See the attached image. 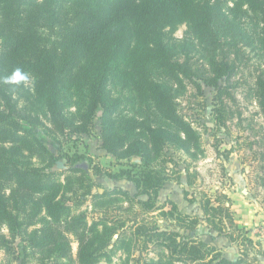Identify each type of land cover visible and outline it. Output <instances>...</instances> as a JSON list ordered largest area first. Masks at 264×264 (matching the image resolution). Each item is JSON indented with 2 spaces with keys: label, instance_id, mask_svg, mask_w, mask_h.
I'll return each instance as SVG.
<instances>
[{
  "label": "trees",
  "instance_id": "1",
  "mask_svg": "<svg viewBox=\"0 0 264 264\" xmlns=\"http://www.w3.org/2000/svg\"><path fill=\"white\" fill-rule=\"evenodd\" d=\"M233 2L0 0V226L10 234H0V248L14 254L13 242L20 240L25 257L34 255L40 264H101L118 227L90 224L72 212L57 177L63 170L52 168L57 155L38 135L44 129L53 139L69 130L90 136L98 114L102 148L121 165L110 176L133 182L137 192L94 194L88 184L84 194H122L145 213L163 209L158 201L169 179L167 151L193 158L203 153L178 99L190 84L202 93L203 85L225 79L214 95L221 121L246 50L264 57V0ZM180 24L187 25L183 38L173 35ZM17 70L25 79L10 82ZM254 89L264 116V63ZM62 157L80 174L82 187L89 176L83 156ZM202 207V218L180 213L179 227L192 232L205 220L237 240L240 230L228 206L203 200ZM153 223L137 224L133 235L143 248L154 245L168 254L136 264H256L249 255L231 260L197 236ZM72 237L79 244L76 259Z\"/></svg>",
  "mask_w": 264,
  "mask_h": 264
},
{
  "label": "rangeland",
  "instance_id": "2",
  "mask_svg": "<svg viewBox=\"0 0 264 264\" xmlns=\"http://www.w3.org/2000/svg\"><path fill=\"white\" fill-rule=\"evenodd\" d=\"M229 4L233 5V0H229ZM186 31L187 25L180 24L173 30V35L183 38ZM243 58L232 81V96L225 100L227 106L221 121L218 119L214 95L225 84V79L214 86L203 85L202 93L190 84L178 99L179 111L200 135L203 153L193 158L184 152L167 151L165 167L169 179L160 191L158 201L163 209L154 213L143 212L122 194L95 198L84 194V186L88 184L93 185L94 194L114 188L127 190L132 196L137 192L133 182L110 176V173L118 172L121 165L102 148L99 114L90 136L77 135L69 130L67 136L53 139L43 132L44 129H39L41 140L57 155L52 168L58 172L63 170L57 177L64 186L62 199L72 212L85 215L90 224L96 221L118 227L101 264H136L138 260L168 254L154 245L143 248L142 240L135 239L134 229L142 222H156L162 229L197 236L231 260L249 255L248 258L256 264H264V116L254 89L264 57L255 51L246 50ZM76 152L83 156L82 160L89 170L88 178L83 181L82 187L79 183V188L80 174L70 172L67 159L62 157L66 153ZM34 161L40 166L45 162L38 158ZM133 161L140 162V159L135 157ZM57 162H62L64 167H58ZM99 169L101 172L98 173ZM203 200H210L213 206L223 203L229 207L240 230L235 231L237 240L233 241L225 234L219 235L205 220L198 221L192 232L179 227L177 216L180 213L188 218L193 215H199L200 218L204 216ZM171 203L177 206L176 210ZM226 230L232 232L234 229ZM0 234L10 238L6 226H0ZM71 239L73 257L76 259L79 244L74 237ZM23 246L20 240L13 242L15 253L11 255L0 248V264H40L34 255L25 257ZM59 262L67 264L64 260ZM48 264L57 263L50 261ZM74 264H77V260Z\"/></svg>",
  "mask_w": 264,
  "mask_h": 264
},
{
  "label": "clouds",
  "instance_id": "3",
  "mask_svg": "<svg viewBox=\"0 0 264 264\" xmlns=\"http://www.w3.org/2000/svg\"><path fill=\"white\" fill-rule=\"evenodd\" d=\"M21 79H25V77L24 76H22L21 75V73H20V71L19 70H17L10 78H9V80H10V82H18L19 80H21Z\"/></svg>",
  "mask_w": 264,
  "mask_h": 264
},
{
  "label": "water",
  "instance_id": "4",
  "mask_svg": "<svg viewBox=\"0 0 264 264\" xmlns=\"http://www.w3.org/2000/svg\"><path fill=\"white\" fill-rule=\"evenodd\" d=\"M57 165H58V167H60V168H63V167H64V165L62 164V162H57Z\"/></svg>",
  "mask_w": 264,
  "mask_h": 264
}]
</instances>
